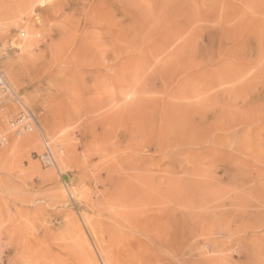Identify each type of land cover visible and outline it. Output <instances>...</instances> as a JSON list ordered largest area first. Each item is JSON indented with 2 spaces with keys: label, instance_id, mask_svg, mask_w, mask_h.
<instances>
[{
  "label": "rangeland",
  "instance_id": "374dc122",
  "mask_svg": "<svg viewBox=\"0 0 264 264\" xmlns=\"http://www.w3.org/2000/svg\"><path fill=\"white\" fill-rule=\"evenodd\" d=\"M0 71V264H264V0H0Z\"/></svg>",
  "mask_w": 264,
  "mask_h": 264
},
{
  "label": "built area",
  "instance_id": "2783aa9c",
  "mask_svg": "<svg viewBox=\"0 0 264 264\" xmlns=\"http://www.w3.org/2000/svg\"><path fill=\"white\" fill-rule=\"evenodd\" d=\"M10 98H13L15 101L19 102L17 95L11 90L10 86L4 78L3 73L0 71V105L3 104L5 100H8ZM30 117L31 116H29L27 110L23 108V110L19 112L17 117L9 122V127L16 128L20 125L21 127L27 129V126H25V121ZM1 145L2 143L0 142V146ZM44 158L45 161L49 160V156L47 154L44 156Z\"/></svg>",
  "mask_w": 264,
  "mask_h": 264
},
{
  "label": "bare ground",
  "instance_id": "6f19581e",
  "mask_svg": "<svg viewBox=\"0 0 264 264\" xmlns=\"http://www.w3.org/2000/svg\"><path fill=\"white\" fill-rule=\"evenodd\" d=\"M37 4H40V5H42L43 4V2L42 1H39V2H37ZM33 6H35L34 5V3H31V4H29V6H27V7H29V9L32 11L33 9H32V7ZM22 35H24L23 33H21ZM6 80V79H5ZM20 102V101H19ZM5 111V110H4ZM9 111V110H8ZM41 136V135H40ZM2 253L3 252H0V261H1V257H2Z\"/></svg>",
  "mask_w": 264,
  "mask_h": 264
}]
</instances>
